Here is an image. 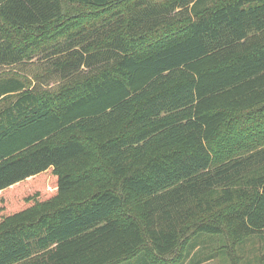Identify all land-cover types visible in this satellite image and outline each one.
<instances>
[{"label":"trees","instance_id":"obj_1","mask_svg":"<svg viewBox=\"0 0 264 264\" xmlns=\"http://www.w3.org/2000/svg\"><path fill=\"white\" fill-rule=\"evenodd\" d=\"M34 61L0 71V264H264V0H0V68Z\"/></svg>","mask_w":264,"mask_h":264},{"label":"rangeland","instance_id":"obj_2","mask_svg":"<svg viewBox=\"0 0 264 264\" xmlns=\"http://www.w3.org/2000/svg\"><path fill=\"white\" fill-rule=\"evenodd\" d=\"M43 64L41 62H37V61H34L32 63H27V64H23V65H17V66H12V67H6V68H0V71H6V70H13V71H16L22 75H25L27 77H34L35 75L39 74L42 69H43ZM48 80L50 81V78H48ZM42 82H45V81H42ZM45 84V83H43ZM51 83L48 82V85H50ZM206 237V236H204ZM209 237V236H208ZM202 238V237H200ZM214 238V237H213ZM248 242V243H247ZM245 244V247L243 248L244 252L249 254L250 252H254V254L256 253V251H254L256 248H258V242L256 239L254 238H251L247 241ZM219 246L220 244L218 243L215 248H213L211 245L208 244V246L206 247L205 250H201L200 251V254H203V256H205L206 254L205 253H210V252H215L216 254V257H214L213 260H210V261H207V262H203L201 264H228L227 262V259H226V256L224 259H222V257L219 255L220 253H223L222 250H219ZM241 252V249L239 248L238 249V253ZM199 256V254H198ZM247 256H250L247 255ZM124 264H141V261H139V258L138 259H135L133 261H130V262H127V263H124Z\"/></svg>","mask_w":264,"mask_h":264}]
</instances>
